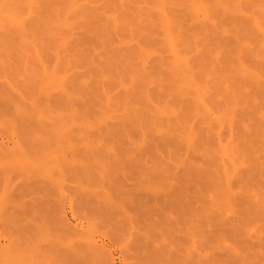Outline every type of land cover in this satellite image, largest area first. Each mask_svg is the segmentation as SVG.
I'll return each instance as SVG.
<instances>
[{
    "label": "rangeland",
    "instance_id": "obj_1",
    "mask_svg": "<svg viewBox=\"0 0 264 264\" xmlns=\"http://www.w3.org/2000/svg\"><path fill=\"white\" fill-rule=\"evenodd\" d=\"M3 1L0 264H264V0Z\"/></svg>",
    "mask_w": 264,
    "mask_h": 264
},
{
    "label": "bare ground",
    "instance_id": "obj_2",
    "mask_svg": "<svg viewBox=\"0 0 264 264\" xmlns=\"http://www.w3.org/2000/svg\"><path fill=\"white\" fill-rule=\"evenodd\" d=\"M0 1H1V0H0ZM2 1H3V0H2ZM4 1H5V0H4ZM4 1H3V2H4ZM8 1H9V0H8ZM14 1H15V0H14ZM70 1L73 2V0H70ZM78 1H80V0H78ZM78 1H77V2H78ZM161 1H163V0H160V2H161ZM10 2H11V1H10ZM30 2H31V1H30ZM30 2H26V3L29 4ZM33 2L36 3L37 1H33ZM158 2H159V1H158ZM160 2H159V3H160ZM8 3H9V2H8ZM35 3H34V4H35ZM159 3H158V4H159ZM163 3H164V2H163ZM198 3H199V2H198ZM1 4H2V3H1ZM13 4H14V3H13ZM13 4H12V5H13ZM75 4H76V3H75ZM161 4H162V3H161ZM200 4H201V2H200ZM200 4H199V6H200ZM25 5H26V4H25ZM29 5H30L29 10H30V9H31V5H32V3L29 4ZM68 5H69V4H68ZM76 5H77V4H76ZM194 5H195V4H194ZM194 5H193V6H194ZM202 5H203V4H202ZM202 5H201V6H202ZM26 6H27V5H26ZM34 6H35V5H34ZM69 6H70V5H69ZM71 6H72V5H71ZM159 6H160V5H159ZM197 6H198V4H197ZM16 7H17V6H16ZM28 7H29V6H28ZM36 7H37V6H36ZM204 7H205V6L203 5L202 8H204ZM14 8H15V7H14ZM24 8H25V7H24ZM70 8H71V7H70ZM72 8H74V7H72ZM202 8H201V10H202ZM205 8H206V7H205ZM205 8H204V9H205ZM20 9H21V7L19 8V10H20ZM27 9H28V8H27ZM32 9H33V8H32ZM159 9H160V8L158 7V11H159ZM206 9H207V8H206ZM17 10H18V9H17ZM21 10H22V9H21ZM161 10L164 11L163 9H161ZM13 11H14V10H13ZM13 11H12V9L8 8V6H7V7H6V6L4 7V5H3V6L0 5V14H1L0 16H1V18H3V22H4L5 20H6V21L8 20L9 22H11V24H12V22H13V23L15 22V24H18V23L20 24V22H22V20L24 19L23 17L27 15V14H25L23 17H21L22 20L19 21V18H20V17H16V15H15V13H14ZM202 11H203V10H202ZM202 11H201V12H202ZM206 11H207V10L203 11V13H204V12L206 13ZM1 12H3V13H1ZM15 12H16V11H15ZM31 12H32V11H31ZM209 12H210V11H209ZM16 13H18V11H17ZM23 13H25V12H23ZM26 13H27V12H26ZM161 13H163V12H160V15H162ZM164 13H165V12H164ZM164 13H163V14H164ZM203 13H202V14H203ZM205 13H204L205 17H206V15L208 16V14H205ZM207 13H208V12H207ZM3 15H4V16H3ZM21 16H22V15H21ZM29 16H30V15H29ZM162 16H164V15H162ZM162 16H161V17H162ZM165 17H167V16H165ZM1 18H0V19H1ZM21 18H20V19H21ZM25 18H26V17H25ZM206 18H207V17H206ZM4 19H5V20H4ZM64 19H65V18H63V20H64ZM163 19L165 20L164 17H163ZM163 19H162V20H163ZM24 20H25V19H24ZM68 20H69V19H68ZM8 21H7V22H8ZM3 22H2V19H1L0 24L3 23ZM59 22H60V21H59ZM62 22H63V21H62ZM62 22H61V23H62ZM168 22H169V21H168ZM4 23H5V22H4ZM64 23L66 24V22H64ZM69 23H70V21H69ZM71 23H72V22H71ZM166 23H167V21H166ZM9 24H10V23H9ZM9 24H8V26H9ZM11 24H10V26H11ZM19 24H18V25H19ZM58 24H60V23H58ZM167 24H168V23H167ZM167 24H166L165 27H167ZM1 25L4 26L3 24H1ZM12 25H13V24H12ZM66 25L68 26L69 24H66ZM74 25H75V24H74ZM163 25H165V24L163 23ZM168 25H170V24H168ZM16 26H17V25H15V27H16ZM24 26H25V25H24ZM60 26H61V24H60ZM62 26H64L63 23H62ZM12 27H13V26H12ZM68 28H69V27H68ZM14 29H16V28H14ZM19 29H23V27H21V25H20V28H19ZM19 29H18V30H19ZM8 30H9V29H8ZM16 30H17V29H16ZM19 31H20V30H19ZM27 31H28V30H27ZM25 33H26V32H25ZM263 33H264V32H263ZM168 36H172V34H171V35L168 34ZM60 39H61V38H60ZM167 39H168V41H169V38H168V37H167ZM170 39L173 40L172 37H171ZM63 41H64V38H63ZM171 42H172V41H171ZM171 42H170V43H171ZM171 44H172L171 46H174V45H175V44H173V43H171ZM169 46H170V45H169ZM169 48H170V47H169ZM173 48H174V47H173ZM140 49H142V48H140ZM145 50H146V49H144L143 51L145 52ZM176 50H178V49H176ZM146 51H149V50H146ZM170 51H172V50H170ZM140 52H141V51H140ZM173 52H174V51H173ZM175 52H176V51H175ZM145 53H146V52H145ZM142 54H144V53H142ZM173 54L175 55V53H173ZM177 55H180V54L178 53ZM177 55H175V56H177ZM175 58H176V57H175ZM177 59H178V56H177ZM187 59H188V58H187ZM173 60H175V59L173 58ZM178 60H179V59H178ZM184 60H185V59H183V61H184ZM175 61H177V60H175ZM178 62H179V61H178ZM178 62H176V64H174L175 62L173 63V64L175 65L174 68L176 69V71L178 70L177 68L179 67V66H177V64L179 65ZM187 62H188V61H187ZM117 66H118V65H117ZM184 66L186 67V64H185ZM114 67H115V66H113V68H114ZM119 67H120V65L118 66V68H119ZM123 67H124V66H123ZM187 68H189V67H187ZM187 68H186V69H187ZM119 69H120V68H119ZM119 69H118V70H119ZM182 69L184 70L185 68H182ZM124 70H126V68H124ZM132 70H133V69H132ZM135 70H136V69H135ZM173 70H174V69H173ZM104 71H105V70H104ZM106 71H108V70L106 69ZM111 71L113 72L112 69H111ZM111 71H108V72H111ZM179 71H180V69H179ZM189 71H190V69H189ZM129 72H130V71H129ZM184 72H185V71H184ZM104 73H105V72H104ZM182 73H183V71H182ZM186 73H187V72H185V75H186ZM113 74H114V72H113ZM51 75H52V74H51ZM110 75H111V74H110ZM114 75H115V74H114ZM181 75H183V74H181ZM185 75H183V76H185ZM189 75L191 76V73H189L188 76H189ZM47 76H49V75H47ZM111 76H113V75H111ZM178 76H179V75H178ZM47 78H49V77H47ZM51 78H52V77H51ZM115 78H116V77H115ZM118 78H119V77H118ZM185 78H186V80H188L187 75L185 76ZM185 78H182V79H185ZM190 78H191V77H190ZM190 78H189V79H190ZM53 79H55V78H53ZM191 79H193V77H192ZM49 80H50V79H49ZM119 80H120V79H119ZM179 80H180V78H179ZM180 81H181V80H180ZM53 82H54V84H55V81H53ZM56 82H57V81H56ZM116 82H117V81H116ZM181 82H182V81H181ZM192 82H193V81L191 80V83H192ZM112 83H113V81H112ZM118 83H119V82H118ZM187 83H188V82H186V84H187ZM191 83H190V84H191ZM52 84H53V83H52ZM183 84H184V82H183ZM190 84L187 85V86H188V87L191 86ZM119 85H120V84H119ZM192 85H194V84H192ZM56 86H57V85H55V87H56ZM179 86H180V82H179ZM183 86H184V85H183ZM187 86H185V87H187ZM58 87H59V85H58ZM58 87H57V88H58ZM180 87H181V86H180ZM201 88H203L202 91L204 92V90H205L204 88H205V87H201ZM61 89H62V87H61ZM0 90H1V89H0ZM196 90H197V89H196ZM63 91H64V90H63ZM63 93H64L65 95H64ZM63 93H62V94H63L64 96H66V93H65V92H63ZM69 93H70V92H69ZM69 93H67V96H68ZM199 93H200V91H199ZM204 93H205V92H204ZM204 93H202V94H204ZM70 95H71V94H70ZM70 95H69L68 97H66V98H69V97L72 98V95H71V96H70ZM198 96L200 97V94H199ZM57 98H58V97H57ZM60 101H61V100H60ZM69 101H70V100H69ZM199 101H201V103L199 104V105H201L202 102H203V100H199ZM60 103H61V102H60ZM69 103H70V102H69ZM201 107H202V106H201ZM71 111H73V110L71 109ZM74 112H75V111H74ZM74 112H73V113H74ZM206 112H207V110H206ZM76 113H77V112H76ZM77 114H78V113H77ZM83 115H84V113H83ZM205 115H207V113H206ZM32 116H33V114H32ZM73 116H74V114H73ZM75 116H76V115H75ZM34 118H35V115H34ZM40 119H41V118H40ZM40 119H39V121H40ZM206 119H207V121H208V118H206ZM39 121H38V123H40ZM36 122H37V121H36ZM42 122H43V121H42ZM43 123H44V122H43ZM86 123H87V122H86ZM83 124H85V123H83ZM207 124H208L207 126H209V129H210V123H209V121H208ZM35 125H36V124H35ZM81 125H82V124H81ZM43 126H44V124H43ZM82 126H83V125H82ZM84 126H85V125H84ZM33 128H34V127H33ZM40 128H41V127H40ZM45 128H46V127H45ZM79 128H80V127H79ZM84 128H85V127H84ZM88 128H89V124H88ZM41 129H42V128H41ZM41 129H40V130H41ZM85 129H86V128H85ZM46 133H47V132H46ZM207 133H208V132H207ZM210 134H211V133H210ZM88 147H89V146H88ZM224 163H225V162H224ZM220 165H222V164L220 163ZM220 165H219V166H220ZM224 166H225V168H226V166H228V165L225 164ZM221 167H223V166H221ZM227 168H228V167H227ZM227 168H226L225 170H227ZM222 169H223V168H222ZM225 170H224V171H225ZM222 171H223V170H222ZM225 172H226V171H225ZM223 173H224V172H223ZM224 174H225V173H224ZM224 174H223V175H224ZM225 175H226V174H225ZM227 175H231V174H227ZM227 175H226V176H227ZM233 175H234V174H233ZM233 175H231V176L233 177ZM231 176H230L229 178H231ZM229 182H230V181H229ZM230 183H231V182H230ZM229 187L231 188V186H229ZM225 188H226V187H225ZM225 188H224V190H225ZM224 190H223V192H224ZM229 190H230V189H228L227 191H229ZM225 192H226V191H225ZM224 195H225V193L223 194V196H224ZM226 195H228L227 192H226ZM228 197H229V196H228ZM65 219H66V218H65ZM65 219H64V221H65ZM66 225H67V223H66ZM68 225H69V224H68ZM71 226H73V225H71ZM67 227H68V226H67ZM70 228L72 229V231H73V229H75V228H72V227H70ZM70 228H68V229H70ZM68 229H66V230H68ZM75 230H76L75 232H77V229H75ZM70 232H71V231H70ZM75 232H73V234H74ZM71 234H72V232L69 233V235H71ZM73 234H72V235H73ZM91 239H92V238H91ZM86 240H87V239H86ZM92 240H93V239H92ZM93 241H94V243H95V240H93ZM84 242H85V241H84ZM89 242H91V244H93V242H92L91 240H90ZM85 243H86V244H84V249L87 248L86 250H88V252L95 253L96 250L98 249V248H97L98 246L95 245L96 243L93 244V245H91V244L88 243L87 241H86ZM87 243H88V244H87ZM89 246H90V247H89ZM85 247H86V248H85ZM94 247H95V250H93ZM88 248H90V249H88ZM98 251H99V250H97L96 253H99ZM100 253H101V252H100ZM92 255H93V254H92ZM94 255H95V254H94ZM95 256H97V254H96Z\"/></svg>",
    "mask_w": 264,
    "mask_h": 264
}]
</instances>
